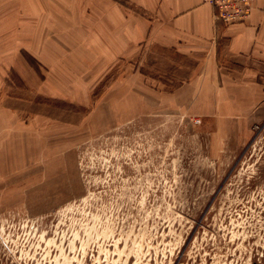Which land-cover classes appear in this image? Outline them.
Listing matches in <instances>:
<instances>
[{
    "label": "rangeland",
    "instance_id": "obj_1",
    "mask_svg": "<svg viewBox=\"0 0 264 264\" xmlns=\"http://www.w3.org/2000/svg\"><path fill=\"white\" fill-rule=\"evenodd\" d=\"M85 12L0 0V264H264V119L215 136L143 43L104 57Z\"/></svg>",
    "mask_w": 264,
    "mask_h": 264
},
{
    "label": "crops",
    "instance_id": "obj_2",
    "mask_svg": "<svg viewBox=\"0 0 264 264\" xmlns=\"http://www.w3.org/2000/svg\"><path fill=\"white\" fill-rule=\"evenodd\" d=\"M126 1L147 17L117 0H83L82 27L97 30L104 57H137L143 43L147 58L151 54L155 66L180 81L165 90L167 96L179 109L213 123L219 138H240L264 119V0L256 1L246 20L234 23L218 20L205 0ZM68 9L63 7L65 21ZM50 16L44 25L41 19L33 25L57 30Z\"/></svg>",
    "mask_w": 264,
    "mask_h": 264
},
{
    "label": "built area",
    "instance_id": "obj_3",
    "mask_svg": "<svg viewBox=\"0 0 264 264\" xmlns=\"http://www.w3.org/2000/svg\"><path fill=\"white\" fill-rule=\"evenodd\" d=\"M216 9V18L226 23L248 18L257 0H205Z\"/></svg>",
    "mask_w": 264,
    "mask_h": 264
}]
</instances>
